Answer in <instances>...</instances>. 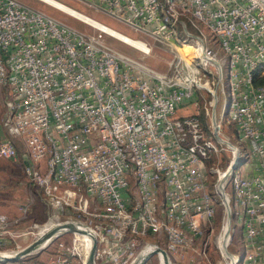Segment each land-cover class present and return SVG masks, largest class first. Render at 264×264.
I'll list each match as a JSON object with an SVG mask.
<instances>
[{"label": "built area", "instance_id": "obj_1", "mask_svg": "<svg viewBox=\"0 0 264 264\" xmlns=\"http://www.w3.org/2000/svg\"><path fill=\"white\" fill-rule=\"evenodd\" d=\"M78 1L167 47L173 56L169 71L159 72L118 53L105 43L102 34L107 33L102 30L91 37L20 0H0V85L8 96L7 132L26 146L32 165L24 169L32 168L30 183L34 185V176H42L46 188L40 190H50L53 197L55 190H65V198H54V205L81 202L105 214L107 207H125L129 212L137 207L134 221H123L124 232L131 231V225L160 229V236L176 244L179 256L191 248L183 246V239L195 238L212 207L203 197L209 157L202 150L204 138L197 134L195 116H173L183 105L195 102L196 85L208 91L206 83H198L187 57L181 56L158 21L154 1ZM167 2L171 19L178 6L197 8L233 46L234 108L253 152L242 190L250 225L249 264H264V84L246 86V74L264 59V0ZM183 28L197 38L203 58L218 78L219 91L210 113L215 131L226 142L221 143L222 150L232 155L229 170L235 151L228 148L232 142L222 137L217 117L221 60L206 36L188 25ZM142 43L145 54H150ZM0 157L18 161L17 146L0 141ZM220 181L218 193L223 195ZM127 183H135L137 204L124 197ZM138 193H145V200H138ZM161 198L170 199L169 210H161ZM166 213L174 214V223L166 222ZM153 214H160V221H153ZM18 222L0 215V242ZM78 223L97 234L96 264H133L147 248L139 252L140 243L121 241L120 233L110 226ZM172 224H179V232L162 233V225ZM84 247L77 237L70 247L61 243L66 258L61 255L60 264L85 263ZM228 260L234 264V255Z\"/></svg>", "mask_w": 264, "mask_h": 264}, {"label": "rangeland", "instance_id": "obj_2", "mask_svg": "<svg viewBox=\"0 0 264 264\" xmlns=\"http://www.w3.org/2000/svg\"><path fill=\"white\" fill-rule=\"evenodd\" d=\"M20 1H22L23 3L29 5L34 9L40 10L58 19L61 22L73 26L74 28L87 34L88 36L91 37L97 36L100 33L99 30H102L103 32L107 33V34H102L104 36L105 43L109 47L117 51L118 53L131 57L134 60L146 64L147 66L162 73H166L170 69L169 64L173 59V56L171 55L170 50L167 47L155 43L148 36L144 34H138L133 32L125 25L108 17L104 12L100 11V9L82 4L78 0H56L66 6L54 0H42L46 4L53 6L54 8L60 11L46 5L45 3L39 0H20ZM67 6L86 15L87 17L68 8ZM187 23L189 28L192 29L190 22ZM198 32L202 36H206V40L213 42L211 43L212 48L214 49V51L218 56L223 54V52L219 47V44L214 42V38L207 28L201 27V29ZM132 39H136L146 43L148 47L151 49V53L145 54L142 51L135 49V47H137L142 50H145V47L139 42H136ZM210 70L213 69L210 67ZM226 73H227V68H226ZM202 76H204V73H202ZM224 85L226 87V92L229 97L230 86L227 78L224 80ZM203 94L207 97L206 100L201 99L198 102H190L188 104L183 105L181 108L177 109L173 118L187 119L193 116H198L200 114L202 118L205 119L204 122H206L205 125L206 134L204 135L205 139L207 141L212 142L214 145H218L213 135V124L211 117H209L207 113L208 110L211 111L212 109L211 106L209 105L210 97L205 92ZM220 95L221 97L217 107V117H218V122L222 124L221 135L224 138L230 139L234 145H238L237 134L234 127L232 125H229L227 122H223V119L221 118L223 112V106H224V95L221 93ZM231 156L232 155L229 152V150H225L220 152L219 154H215L212 159L207 161V173L210 180V191L213 193L215 197L214 201H215L216 214L214 216V219L211 220V222H205L203 224L202 226L203 235L196 242L195 245H193L186 252H184L179 256L169 254L171 264H228L229 263L228 258H226L223 255L222 250L220 248L221 241H223L225 238L224 228L227 223L228 216L221 197L216 193L217 192L216 185L218 183L219 176L217 174L212 173L211 170L219 169L222 172L226 171L228 168V160L231 159ZM252 162H253L252 158H250L249 162L245 163L240 168V171L244 174L248 170L249 165ZM30 169L31 168L23 169V174H22L23 177L20 175L19 176L16 175L15 177L17 179L18 178L20 179L22 177L21 179L26 181L27 186L29 185L28 187L34 188L33 187L34 185H32L29 181ZM0 191H2V187H0ZM226 194L229 199L230 207L232 210L231 230L229 229V231H231L230 232L231 241L228 245L227 250L230 254L234 255V257L240 256L243 258L244 256L243 232H242L241 224L238 221V217H237L238 210L236 208L233 194L231 192V187L227 186ZM31 209L33 211L30 213V215L27 214V216L23 220H19L17 224H13L11 226L10 235H8L5 239H3L2 242H0L1 252L11 254L12 252H17L26 248L27 246H29L31 243H33L35 240L39 238L40 232L45 233L51 228H53L54 227L53 221L54 222L56 221L58 223L81 222L88 226L92 224L91 225L92 227L98 224V222L95 221L90 215H84V217L80 218V216L77 213H75L72 209L70 208L62 209L60 207L54 208L51 205V202H50V207L47 210V213H42V212L35 213L34 207H32ZM7 217L10 220L14 221L15 218L18 216H14V217L7 216ZM46 225H48V228L45 231V229L42 228H44ZM98 225L102 226L100 224ZM74 239L75 236L73 235H63L43 251L33 255L28 259L21 261L23 262L21 264H60L59 257L62 255L63 258H66V256L65 255L63 256V252L60 251L59 245L61 243H64L67 244V247H70L71 244L74 242ZM84 239L87 241L85 237ZM147 243L152 245H159L162 248H166L165 241H159L156 238L150 237L144 240L143 242H141V247L139 252H141L144 249ZM147 264H161V261L158 256H154L148 260ZM238 264H242V263H238ZM244 264H246V262Z\"/></svg>", "mask_w": 264, "mask_h": 264}, {"label": "bare ground", "instance_id": "obj_3", "mask_svg": "<svg viewBox=\"0 0 264 264\" xmlns=\"http://www.w3.org/2000/svg\"><path fill=\"white\" fill-rule=\"evenodd\" d=\"M39 1L43 2L42 0H39ZM152 1H154V4H158V7H159L158 8V21L162 22V26L165 28V31L168 34L169 38L174 41L176 47L180 50L181 56L187 57V63L192 66L194 74H197L198 83H206V88L208 89V91L204 90L203 85L195 86V102H198L201 99L206 100L207 97L203 94L205 92L210 97L209 105L212 108L215 105V97L217 96L218 91H219V82H218V78L216 76L215 71L210 70L211 66L202 56L201 45L197 43V38L194 35L189 34L188 31L183 28L184 25H188L187 22H190L192 29L195 31L196 30L199 31L201 27L207 28L210 31L211 35L213 36L214 42L219 44V47L221 51L223 52V54L219 56L216 54V58L218 60H221L220 81H221V86H222V94L224 95V106H223V112H222L221 118L223 119V122H227L229 125H232L236 131L238 145H234L232 143V145L236 149L235 151L236 158L234 159V163L236 161H240L242 163V165L239 166L235 171H233L227 179V186L231 187V192L233 194L235 205L238 210V214H237L238 221L241 224V228L243 232L244 256L243 258L240 256L234 257V264H238V263L244 264L245 262L246 264H249L250 246H251L250 225L248 224V216L243 211L244 209H246V193L242 191L243 190V176L245 175V173L243 174L240 171V168L245 163L249 162L250 158H252V161H253V152L250 151L249 141L246 138V134L243 132L242 124L239 122L237 118V110L234 108L236 105V99H237V81L235 78V55H234L233 46L231 42L225 38L222 29L219 26L213 25L212 19L210 17L205 16L199 9L189 8L188 6H178L175 8V13L173 15V18L171 19V16L168 14L167 0H152ZM50 7L54 8L53 6H50ZM78 13L82 14L80 12ZM132 40L139 42L145 47V45L142 42L136 39H132ZM206 42H209L210 45L211 43H213V42H210L209 40H206ZM135 49H138L144 53L147 52L146 47H145V50H142L137 47H135ZM261 67H264V59H261L259 61V67L254 68L253 72H249L246 74L247 88H259L260 87V84L255 83L257 81L255 79V74L257 70ZM226 68H227V73H226ZM202 73H204V76H202ZM226 78L228 79L229 86H230L229 97L227 95L226 87L224 85V80ZM261 84H264V82ZM207 113L209 117H211V120H213V113H210L209 110ZM195 123H196L197 134L200 136V138H204L202 142V150L203 152H208V157H209L208 160H210L213 158L215 154H219L220 152L223 151L221 142L218 140L219 133L215 131L213 127V135L215 137V141H217L216 143L218 144V145H214L212 142L207 141L204 137V135L206 134V130H205L206 122H204L200 114L198 116H195ZM8 134L13 140H15L14 133H8ZM229 141L231 142L230 139ZM8 142H12V140H9ZM233 164L230 165V167H232ZM252 165H253V162L249 165V168ZM211 172L214 174H217L219 176V179L223 178L224 173H222V171H220L219 169H216V170L212 169ZM31 175H32V168L30 169V173H29L30 182H31ZM219 179H218V182H219ZM34 186H36L39 189L46 188V178L42 176H34ZM220 188L222 189V185H220ZM216 189H217L216 193L221 197L223 201L222 193H218V183L216 185ZM41 191L43 192L45 197L51 202V205L54 208H58V207L62 209L70 208L75 213H77L79 216H83V217L84 215H90L95 221L98 222V224L102 226H110L114 229L116 233H120L121 241L128 242V243H140L141 244V242H143L144 240L150 237H153V238L158 239L159 241H165L166 248H163V249H165L168 252V254L178 256V253L176 252V244L173 241H170L168 238L160 236V229L146 228L142 225H131V231L124 232V222L123 221H134V217H137V207H130V212L125 207H107V214H105L104 212L99 211L97 208L93 207L92 205H85L81 202H72L71 207L54 205V198H65V190H55L54 197L50 195V190H41ZM124 197L127 199V201L130 204H137V194L135 193V183H127V186L124 190ZM203 197H204V201L207 202L212 207L210 218L205 219L203 222L204 224L205 222H211V220L214 219V216L216 214L215 201H214L215 197L213 193L210 191V180H209L207 171H206V179L203 185ZM138 200H145V193H138ZM223 204H224V201H223ZM169 209H170V199L161 198V210H169ZM153 221H160V214H153ZM166 222L174 223L173 213H166ZM48 225H46L42 229H45L46 231L48 228ZM53 225L55 227L56 225H58V222L53 221ZM229 226L230 225L227 222L224 228L225 238L223 241H221V244H220L222 253L226 258H227L226 249L228 248V245L231 241V237L229 234L230 232ZM172 232H179V224H172V226L162 225V233L171 234ZM45 233L40 232L39 236H42ZM202 235H203V230L201 227V229L197 232V235L195 236V238L183 239V246L192 247L193 245L196 244V242L201 238ZM78 237L85 244L84 257L86 259L91 249V244H92L91 240L85 237L87 239L86 241L83 236H78ZM156 246H159V245H152V244L147 243L145 247L147 248L149 247V248L148 249L146 248L145 249L146 251L144 250L142 252L143 254H141L138 257L136 264H141L144 261V259H146L149 256V254L154 251ZM4 254L8 255L7 253H4ZM158 257L160 258L161 264H165L164 260H162L159 255ZM81 264H85V263H81Z\"/></svg>", "mask_w": 264, "mask_h": 264}, {"label": "crops", "instance_id": "obj_4", "mask_svg": "<svg viewBox=\"0 0 264 264\" xmlns=\"http://www.w3.org/2000/svg\"><path fill=\"white\" fill-rule=\"evenodd\" d=\"M7 99L6 90L0 85V141L12 140L19 153L18 161L5 160L0 157V187H2L0 215L18 216L15 220H23L33 211L32 207L35 213H47L50 201L39 188L28 187L26 181L21 179L25 165L32 164L26 156V146L22 142L13 140L7 132ZM16 175L22 177L17 179Z\"/></svg>", "mask_w": 264, "mask_h": 264}, {"label": "water", "instance_id": "obj_5", "mask_svg": "<svg viewBox=\"0 0 264 264\" xmlns=\"http://www.w3.org/2000/svg\"><path fill=\"white\" fill-rule=\"evenodd\" d=\"M218 140L223 144L226 143L220 137H218ZM228 148L231 151H236L235 147L230 145V144L228 145ZM241 165H242V163L240 161H236L233 164V166L230 167L229 170H227L223 174V178L220 181V185H222L221 190L223 192V201H224V205H225V208L227 211V216H228L227 222L230 225L229 226L230 230H231L232 211H231L229 199H228L227 194H226L225 183H226L228 177L230 176V174L233 171H235ZM230 232H229V234H230ZM104 233L105 232L103 230H101L100 236L102 237L104 235ZM63 235H73L77 238H79L78 236H84V237L89 238L91 240L92 244H91V249L89 251V254L85 259V264H96L95 255H96V252L98 249L97 234L94 230L89 229L88 227H86V226H84L78 222L58 223V225H56L54 228L49 230L47 233H45L42 236H39V238L37 240H35L33 243H31L29 246H27L26 248H24L20 251L12 252V254L6 255V254H4V252L0 251V264L18 263V262H21L25 259H28V258L32 257L33 255L38 254L39 252L46 249L49 245H51L54 241H56L57 239H59ZM141 254L142 253H140L139 256ZM226 254H227L228 259H232V254H230L227 249H226ZM158 255L161 257L162 260H164L165 264H171L168 252L159 246H156L154 251L151 252L149 254V256L146 259H144V261L141 264H146L149 259H151L154 256H158ZM138 257L136 258V260L134 261L133 264H136Z\"/></svg>", "mask_w": 264, "mask_h": 264}, {"label": "trees", "instance_id": "obj_6", "mask_svg": "<svg viewBox=\"0 0 264 264\" xmlns=\"http://www.w3.org/2000/svg\"><path fill=\"white\" fill-rule=\"evenodd\" d=\"M255 79L257 80L255 83L256 84H261L264 82V67H261L257 70L256 74H255ZM203 120H205L203 118ZM23 262H18V263H8V264H21Z\"/></svg>", "mask_w": 264, "mask_h": 264}]
</instances>
